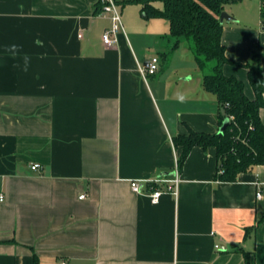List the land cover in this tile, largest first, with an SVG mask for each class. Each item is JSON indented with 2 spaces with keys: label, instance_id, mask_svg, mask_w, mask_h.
Here are the masks:
<instances>
[{
  "label": "crops",
  "instance_id": "obj_1",
  "mask_svg": "<svg viewBox=\"0 0 264 264\" xmlns=\"http://www.w3.org/2000/svg\"><path fill=\"white\" fill-rule=\"evenodd\" d=\"M101 1L0 0V264H264V165L224 182L216 149L197 146L177 196L132 191L174 177V138L219 132L223 111L203 75L193 82L194 57L170 66L177 49L161 69L168 20L115 0L124 29L108 47ZM239 5L225 9L222 43L241 65L223 73L253 99L242 64L264 75V0ZM151 56L160 68L145 80Z\"/></svg>",
  "mask_w": 264,
  "mask_h": 264
},
{
  "label": "trees",
  "instance_id": "obj_2",
  "mask_svg": "<svg viewBox=\"0 0 264 264\" xmlns=\"http://www.w3.org/2000/svg\"><path fill=\"white\" fill-rule=\"evenodd\" d=\"M155 1L121 0V3L140 4L145 17L169 21L170 39L173 41L169 54L183 42H188L194 60L203 72L204 89L217 96L222 108L221 126L225 119L230 120L223 133L191 131L188 135L175 137V146L181 148L179 168H182L194 147H214L219 161L217 177L224 182H235L241 173L264 165V124L260 116L264 108V75L256 63L242 64L248 69L249 82L255 93V98L251 99L245 92L242 80L223 73L225 65L241 64L226 56L220 17L227 6L243 0H159L163 8H157ZM35 264H38L37 259Z\"/></svg>",
  "mask_w": 264,
  "mask_h": 264
},
{
  "label": "built area",
  "instance_id": "obj_3",
  "mask_svg": "<svg viewBox=\"0 0 264 264\" xmlns=\"http://www.w3.org/2000/svg\"><path fill=\"white\" fill-rule=\"evenodd\" d=\"M103 11L110 12L112 14L111 20L112 25L109 29L105 30L102 39L106 46L112 47L117 43V34L124 29L121 11L119 5L115 0H102ZM160 68V58L158 56H151L149 59L145 60V62L139 66V72L143 79H147L149 76L155 75ZM32 170H39L40 165L34 164ZM179 165L177 166V170L175 172L174 177L166 178L161 177L152 181H141V180H133L130 182L131 189L136 194H144L149 196L151 202L153 204H158L161 200L163 194H172L177 196L178 194V186L181 181L180 173H179ZM149 186V193L143 191V186ZM85 195L81 196V199L85 198ZM257 197L261 198V192L257 193ZM5 201V195L0 193V202ZM217 249H221L220 245H216Z\"/></svg>",
  "mask_w": 264,
  "mask_h": 264
},
{
  "label": "rangeland",
  "instance_id": "obj_4",
  "mask_svg": "<svg viewBox=\"0 0 264 264\" xmlns=\"http://www.w3.org/2000/svg\"><path fill=\"white\" fill-rule=\"evenodd\" d=\"M239 6H240L239 4L227 6L226 10L233 11L236 8H238ZM170 56L171 55L169 54V57L167 59L168 61L163 62L162 68H161L162 70H164L166 68L165 63L169 62ZM192 59H193V54L191 53V51L189 49L188 42H183L182 44H180L178 51L175 53L173 59L170 60L171 61L170 66L171 65L180 66L181 64H183L185 62L192 61ZM186 66H188V65H186ZM189 73H190V75L193 76V82H197V81L201 80V75H203V72L197 66L193 67L192 70L190 69Z\"/></svg>",
  "mask_w": 264,
  "mask_h": 264
},
{
  "label": "water",
  "instance_id": "obj_5",
  "mask_svg": "<svg viewBox=\"0 0 264 264\" xmlns=\"http://www.w3.org/2000/svg\"><path fill=\"white\" fill-rule=\"evenodd\" d=\"M233 20H234V18L231 15H229L227 12H223L221 14V17H220L221 23H224V21L230 22ZM229 124H230L229 118L225 119V121H224L223 125L220 127L218 133H223L225 131V129L229 126ZM166 175H170V174H166ZM172 175H174V173H172Z\"/></svg>",
  "mask_w": 264,
  "mask_h": 264
},
{
  "label": "clouds",
  "instance_id": "obj_6",
  "mask_svg": "<svg viewBox=\"0 0 264 264\" xmlns=\"http://www.w3.org/2000/svg\"><path fill=\"white\" fill-rule=\"evenodd\" d=\"M14 47H15V46H13V49H12V50H14Z\"/></svg>",
  "mask_w": 264,
  "mask_h": 264
}]
</instances>
